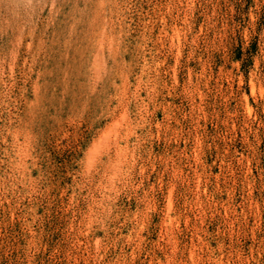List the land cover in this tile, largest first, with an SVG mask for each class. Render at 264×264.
I'll return each instance as SVG.
<instances>
[{
  "label": "rangeland",
  "instance_id": "obj_1",
  "mask_svg": "<svg viewBox=\"0 0 264 264\" xmlns=\"http://www.w3.org/2000/svg\"><path fill=\"white\" fill-rule=\"evenodd\" d=\"M0 264H264V0H0Z\"/></svg>",
  "mask_w": 264,
  "mask_h": 264
}]
</instances>
